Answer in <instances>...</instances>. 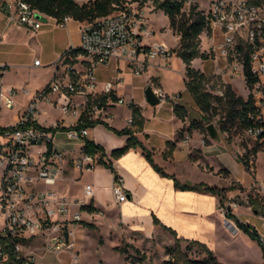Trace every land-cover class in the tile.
<instances>
[{"label": "crops", "instance_id": "crops-1", "mask_svg": "<svg viewBox=\"0 0 264 264\" xmlns=\"http://www.w3.org/2000/svg\"><path fill=\"white\" fill-rule=\"evenodd\" d=\"M130 5L138 10L143 26L152 31L151 35L141 36L144 43L152 45L160 42L172 50L179 45L180 36L171 28L169 17L162 9H155L151 1L143 4L135 1ZM161 17L165 19L162 25L158 24ZM80 26V21L71 18L66 26L60 27L56 19L50 17L44 19L39 30L32 31L24 26H7V16L0 10V80L5 87H29L28 93L22 92L27 96L22 110L29 98L36 91L44 89L50 81L67 79L66 62L61 56L69 48L79 46ZM206 49L202 47V51L208 52ZM36 59H40L39 64L35 63ZM210 61L209 58L197 57L192 65L208 74L213 71ZM73 62L77 66L83 64L78 59ZM33 64L45 67L49 72L42 84L21 77L7 80L12 72L18 73V70ZM96 75L99 81L97 95L106 94L103 91L104 82L120 78L107 98L110 113L106 121L119 129L130 126L128 119L132 117V108L126 104H117L116 100H134L144 118L142 130L135 134L152 151L155 162L169 174H174L181 182L210 184L205 178L212 177L214 167L218 175L219 170L225 168L232 179L241 183L250 181L252 177L246 165L236 159L225 142L211 137L210 142L205 140L209 138L206 128L208 122L186 85V64L175 51L168 58H148L145 71L139 75L127 67L126 61L116 57L106 64H100ZM127 76L130 77L129 82ZM149 85L154 90H164L168 94L167 99L157 105L148 103L145 89ZM51 96L59 98L57 93ZM175 105L179 106V111ZM57 119H64L63 125L66 127L74 123V118L65 123L67 114ZM86 138L103 145L110 158L111 151L125 145L128 136L119 135L100 123L88 128ZM54 143L63 150L66 157L59 188L71 199L78 197L85 200L84 186L92 184L94 195L90 203L98 210H82V220L89 223L87 225L80 221L69 223L74 232L69 248L57 253L51 252L46 248V237H38L34 243H37L35 247L41 255L42 264H55L64 258H70L72 264H110L105 257L106 252L123 259V264H129L126 254L117 249L122 246L123 238L110 234L114 229L130 234L136 232L148 238L158 236L164 240L173 236L170 243H175L176 236L184 241L197 240L213 251L243 232L226 218L218 195L204 190L176 187L171 177L161 175L153 167L140 147L130 148L114 159L120 184L128 195L127 200L118 203L113 194L117 182L110 168L97 164L91 170H80L75 166L74 158L82 153V140L66 141L59 138L54 139ZM170 148L172 153L166 155ZM155 217L159 223L155 222ZM134 239L131 235L126 237L127 241L136 243Z\"/></svg>", "mask_w": 264, "mask_h": 264}, {"label": "built area", "instance_id": "built-area-1", "mask_svg": "<svg viewBox=\"0 0 264 264\" xmlns=\"http://www.w3.org/2000/svg\"><path fill=\"white\" fill-rule=\"evenodd\" d=\"M117 7L109 15L81 22L80 44L69 49H80L71 60L78 59L83 64L77 66L66 61V50L61 59L66 62L67 79H53L44 89L36 91L17 121L4 125L13 128L0 131V232L14 248L12 256L8 244L0 245V264H42L37 249L27 248L38 237H46V248L51 252L69 248L74 234L69 223L82 220V206L91 204L94 195L90 183L84 186L85 200L71 199L59 188L66 157L55 146L54 135L62 130L64 119L43 124L39 120L41 104L49 103L63 114H70L74 118L70 126L86 119L106 120L110 103L108 100L102 103L96 93L99 84L96 70L100 64L116 57L126 61L127 67L139 75L145 71L148 58H168L173 54L172 48L163 43H144L141 36L151 35L152 31L143 26L136 8L126 2ZM0 10L7 16V26L19 25L32 31L39 30L44 19L51 17L25 0H0ZM205 15L210 31L204 33L211 39L210 51L216 59L223 60L219 71L223 88L234 75L242 76L245 82L247 92L243 97L250 104L243 117L246 125L242 132L264 149V4L252 0H210ZM70 19L66 15L56 20V24L64 27ZM35 63L39 64L40 59ZM119 81L120 78H115L104 82L103 91L110 94ZM223 88L218 93L223 94ZM20 92L28 93L29 87H5L0 80V110L13 108ZM155 92L161 101L168 97L160 88ZM53 93L59 94V98H53ZM116 103L130 107L137 104L124 98H118ZM132 123L130 117L128 124ZM88 128L72 127L67 133L69 138L84 143ZM236 150L243 163L254 161L245 145H238ZM74 164L80 170H91L98 163L82 150L74 158ZM246 167L254 170L250 163ZM120 181L119 178L113 187L118 203L128 199Z\"/></svg>", "mask_w": 264, "mask_h": 264}, {"label": "trees", "instance_id": "trees-1", "mask_svg": "<svg viewBox=\"0 0 264 264\" xmlns=\"http://www.w3.org/2000/svg\"><path fill=\"white\" fill-rule=\"evenodd\" d=\"M30 3L34 8L46 13L47 15L55 18L57 21L63 19L66 15L74 18L80 22H86L94 20L98 17L109 15L115 12L118 7L117 4L125 3L126 0H87L85 2H78L77 0H25ZM151 1L155 9H162L164 13L169 17L170 26L176 34L180 36L179 45L172 51H175L186 64V85L189 91L195 98L196 103L205 114V117L211 118L215 115H219L220 128L225 132H236V130H242L244 128L245 120L243 119L250 101H245L242 95L237 94L231 84H226L223 88V94L214 93L208 90L206 83L210 80L209 75L192 65V61L201 57L206 59L210 56V51H202L201 49V34L209 29V23L205 15L204 10L198 9L196 4L191 5L189 11L184 9L187 0H139L140 3ZM256 3L264 4V0H252ZM210 31V29H209ZM80 49H68L66 61L73 62L71 60ZM110 94L99 95V99L102 103H105ZM113 99H117L116 96H112ZM133 123L130 126L124 128H116L112 126L106 120L86 119L84 122H79L75 126H63L62 130L70 129L72 127L77 129L94 127L97 124H104L107 128L113 130L119 135H127V142L125 145L115 148L111 151V157H107L106 150L103 145L84 138L82 150L85 154L92 155L98 164H102L112 170L114 173V179L119 180L120 176L114 166V159L119 158L126 153L130 148L140 147L146 158L153 165V167L163 176L171 177L174 180L175 186L183 190H204L216 194L220 197V205L224 206L227 199L226 189L220 188L215 185H210L205 182L199 183H186L181 182L174 174H169L162 166L155 162L152 151L148 149L145 144L139 140L136 136V132L142 130L144 125V118L141 115L139 108L135 105H131ZM175 109L179 111V106L175 105ZM181 118H184L183 114H180ZM13 128V126H4L0 124V131ZM172 149L166 152V155L171 154ZM249 165V162H246ZM249 204L253 210L257 213L264 215V206L260 202L258 197L249 196ZM82 210L96 211V207L89 205L82 206ZM225 215L228 218H232L237 227L243 232L249 235L250 238L257 241L262 248L264 258V243L261 234L256 227L248 222L240 219L229 206H226ZM155 222L159 223V220L155 217ZM80 222L89 224L87 222ZM173 234L176 232L170 229ZM181 238L176 236L174 247L172 248V258L166 260V264H225L220 262L215 255L214 251L210 249L206 244L197 241L190 240L185 249L181 245ZM8 244L9 250L14 255L13 244L8 240V237L0 232V245ZM196 245L201 248L205 253V257L202 259L192 258L189 256L188 251L192 249V246ZM122 253L126 254V259L129 258L130 252L127 248L121 246L117 247ZM136 251H139L136 248ZM264 264V261H263Z\"/></svg>", "mask_w": 264, "mask_h": 264}, {"label": "rangeland", "instance_id": "rangeland-1", "mask_svg": "<svg viewBox=\"0 0 264 264\" xmlns=\"http://www.w3.org/2000/svg\"><path fill=\"white\" fill-rule=\"evenodd\" d=\"M85 1L87 0H84V2ZM135 1H137L138 4L140 3L139 0H126V3L131 4ZM209 3L210 0H187L184 9L189 11L191 5L196 4L198 6V9L206 11ZM164 21V17H161L158 20V24L162 25ZM203 46L207 48L206 50H208V52L211 50V39L204 32L201 34V49ZM208 58L211 59L210 64L213 66V71L208 73L210 80L206 83V87L208 90H211L214 93H218V89L223 88L224 84L222 81V75L221 73H219L223 65V60L219 58L217 61V59L214 57V52L212 51H210V56L206 59ZM48 76L49 72L45 67L40 68L33 64L32 66H28L23 70H18V73L12 72L8 75L7 80L21 77L31 82L34 81L37 84H42L48 78ZM129 80L130 77L127 76V82H129ZM230 84L237 92V94L242 96L246 95L247 91L242 76H232ZM26 99L27 96H24V94L20 92L16 98L17 102L13 108L10 109L3 107L0 110V122L2 124L15 123L18 119V115L21 113ZM62 115L63 113L59 108L53 107L46 102H43L41 104V113L39 115V120L43 124H50ZM72 119L73 117L70 114H67L65 123H69ZM121 121H124V119H121ZM215 121L218 125H215ZM206 122H208V124L213 123L216 126L219 133V138L216 140L225 142L228 149L235 155L236 159L240 160L236 150L238 145H245L248 151V155L252 154L251 156L254 161L252 163H249L254 168V170L252 171L246 167L252 177L249 182L241 183L236 179H232L229 172L225 168L220 169V175H218V173L214 171V167H212V177L206 176L205 179H208L207 181H209L211 185H215L220 188H227V199L225 201V205H220L222 211L225 213L226 206H229L232 209L233 213L239 216L240 219L254 225L258 232L261 234L264 243V215L255 212L252 206L249 204V196H253L258 197L260 202L264 206V149L256 144L253 139L246 137L242 130H236V132L232 133L228 131L224 132L220 128L219 115H215L211 118L206 117ZM207 134L209 135L208 129ZM208 137L209 138H205V140L210 142V135ZM59 138L66 141L72 140L68 136L67 129L55 133L54 139L57 140ZM249 158L250 157L248 156V160ZM244 165L246 164L244 163ZM230 220L234 223V225L236 224L232 218ZM117 230L114 229L113 231H110V234L113 237L123 238L121 242L122 246L127 248L130 252V255H132L127 259L129 264H166V260L172 258V248L174 247L175 243L170 242L172 241L173 236H171V238L167 237V239L164 240L158 236L154 238H148L136 232L130 234V232L127 231L121 232L119 229ZM129 235H131L132 238H135L134 240L136 243L126 240V237H128ZM189 241L190 240L181 241V245L184 249ZM35 245H37L36 242H31L29 243L27 248L32 247L36 249ZM136 248L139 251H136ZM216 249L217 251H214L215 255L220 262H223L225 264H263L264 261L261 246L257 241L250 238L249 235L245 232H241L240 234L233 236V239L231 238V241L229 243H224ZM188 254L192 258L198 259H202L206 255V253L196 245L192 246V249L188 251ZM105 257L110 262V264H123V259L119 258L117 255L106 252ZM55 264L72 263L70 258H64L63 260L59 259Z\"/></svg>", "mask_w": 264, "mask_h": 264}, {"label": "water", "instance_id": "water-1", "mask_svg": "<svg viewBox=\"0 0 264 264\" xmlns=\"http://www.w3.org/2000/svg\"><path fill=\"white\" fill-rule=\"evenodd\" d=\"M145 97L148 103H150L151 105H157L161 102L160 97L156 94L155 90L153 89L151 85L146 87ZM207 129H208V132L211 138H214V139L219 138L218 129L213 123H209L207 125Z\"/></svg>", "mask_w": 264, "mask_h": 264}]
</instances>
